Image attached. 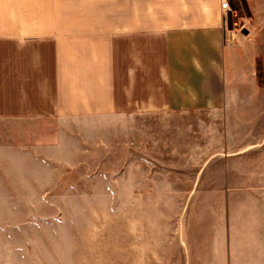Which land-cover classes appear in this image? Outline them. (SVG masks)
I'll return each instance as SVG.
<instances>
[{
    "label": "crops",
    "instance_id": "0c3cea01",
    "mask_svg": "<svg viewBox=\"0 0 264 264\" xmlns=\"http://www.w3.org/2000/svg\"><path fill=\"white\" fill-rule=\"evenodd\" d=\"M244 1L247 22L264 23V1ZM228 3L224 12L220 0H0V166L44 159L63 135L76 142L131 116L136 171L152 175L154 189L188 174L171 231L129 234L126 264H264V78H232ZM155 114L183 147L172 135L169 150L154 145L136 117ZM173 151L186 163L156 159ZM30 182L2 183L22 184L27 196ZM1 199L0 178V264H63L62 239L4 243Z\"/></svg>",
    "mask_w": 264,
    "mask_h": 264
},
{
    "label": "rangeland",
    "instance_id": "374dc122",
    "mask_svg": "<svg viewBox=\"0 0 264 264\" xmlns=\"http://www.w3.org/2000/svg\"><path fill=\"white\" fill-rule=\"evenodd\" d=\"M233 2V18L225 31L226 42L233 48L232 78H264V23L247 22L245 17L251 14L248 2ZM261 8L264 13V5ZM162 117L155 114L136 119H140L142 130L152 129L155 146L167 144L169 150L172 135L173 143L183 147L180 132H164L166 125L159 119ZM131 118H110L104 124L106 128L78 132L76 142H69L68 135H63L62 148L44 159H30V164L21 166H0L4 243L62 239L67 251L63 264H126L125 241L129 242V234L155 233L158 229L170 232V212L180 211L179 199L187 190L181 187L184 181L180 179L188 172L169 175L168 180L178 185L175 188L154 189L149 178L152 175L135 169ZM205 139L209 155L215 145L207 135ZM169 157L156 159L161 163L166 159L169 163H186L188 158L174 151ZM6 161L0 163L6 165ZM51 174H57V179L37 180ZM21 175L32 178L26 183L27 196L22 195V184L2 183L9 176ZM154 177L159 183L164 178L159 173ZM168 197L178 203L169 204ZM154 199L162 203L154 206ZM156 256L151 253L148 260L157 263Z\"/></svg>",
    "mask_w": 264,
    "mask_h": 264
},
{
    "label": "built area",
    "instance_id": "2783aa9c",
    "mask_svg": "<svg viewBox=\"0 0 264 264\" xmlns=\"http://www.w3.org/2000/svg\"><path fill=\"white\" fill-rule=\"evenodd\" d=\"M222 10L228 11L230 9L228 0H220Z\"/></svg>",
    "mask_w": 264,
    "mask_h": 264
},
{
    "label": "water",
    "instance_id": "95a60500",
    "mask_svg": "<svg viewBox=\"0 0 264 264\" xmlns=\"http://www.w3.org/2000/svg\"><path fill=\"white\" fill-rule=\"evenodd\" d=\"M243 33L246 32V30L242 31Z\"/></svg>",
    "mask_w": 264,
    "mask_h": 264
}]
</instances>
